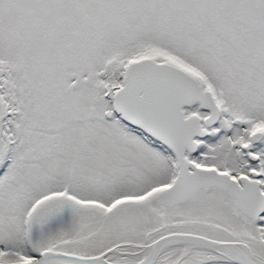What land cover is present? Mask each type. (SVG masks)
<instances>
[{
  "label": "snow or ice",
  "instance_id": "obj_1",
  "mask_svg": "<svg viewBox=\"0 0 264 264\" xmlns=\"http://www.w3.org/2000/svg\"><path fill=\"white\" fill-rule=\"evenodd\" d=\"M0 264H264V0H0Z\"/></svg>",
  "mask_w": 264,
  "mask_h": 264
}]
</instances>
